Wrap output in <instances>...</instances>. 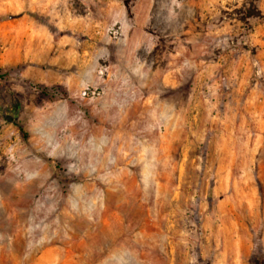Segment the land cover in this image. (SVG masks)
Listing matches in <instances>:
<instances>
[{
    "label": "rangeland",
    "instance_id": "rangeland-1",
    "mask_svg": "<svg viewBox=\"0 0 264 264\" xmlns=\"http://www.w3.org/2000/svg\"><path fill=\"white\" fill-rule=\"evenodd\" d=\"M0 0V264H264V0Z\"/></svg>",
    "mask_w": 264,
    "mask_h": 264
},
{
    "label": "crops",
    "instance_id": "crops-1",
    "mask_svg": "<svg viewBox=\"0 0 264 264\" xmlns=\"http://www.w3.org/2000/svg\"><path fill=\"white\" fill-rule=\"evenodd\" d=\"M94 2L96 10L103 13L109 21H123L125 7L122 2L118 0H94Z\"/></svg>",
    "mask_w": 264,
    "mask_h": 264
}]
</instances>
